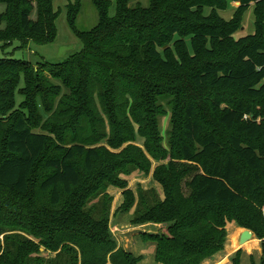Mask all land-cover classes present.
I'll return each mask as SVG.
<instances>
[{"label":"trees","instance_id":"1","mask_svg":"<svg viewBox=\"0 0 264 264\" xmlns=\"http://www.w3.org/2000/svg\"><path fill=\"white\" fill-rule=\"evenodd\" d=\"M90 2L99 17L91 30L75 28L77 14L68 17L83 48L55 66L66 94L40 133L32 130L39 127L37 99L51 113L59 91L27 61L0 59V264H138L139 258L117 248L108 230L107 189L125 190L122 175H147L150 159L168 160L152 175L163 199L152 190L140 192L129 207L141 209L134 224H169L163 232L140 234L154 246L155 262L203 264L223 249L225 225L234 221L260 241L264 264V235L240 216L262 169L254 143L264 130L258 113L242 102L221 110L222 101L213 99L210 119L231 133L229 156L221 157L218 131L180 91L185 78V90L229 87L247 99L264 98V0H147L146 6L115 0L113 17L109 0ZM230 2L235 12L225 21L218 12ZM250 6L253 34L237 41L229 59H219L217 44L242 28ZM0 8V25L9 23L15 8L22 33H42L39 0H0ZM48 24L52 29L51 19ZM185 57L202 62L188 72ZM47 93L50 102L44 101ZM163 102L181 118L167 149L158 131ZM135 132L145 152L131 144ZM261 204L264 220V197ZM239 227L228 229L234 246ZM40 246L55 255L42 257ZM245 247L259 250V244ZM236 256L232 264H239Z\"/></svg>","mask_w":264,"mask_h":264},{"label":"rangeland","instance_id":"2","mask_svg":"<svg viewBox=\"0 0 264 264\" xmlns=\"http://www.w3.org/2000/svg\"><path fill=\"white\" fill-rule=\"evenodd\" d=\"M39 0L41 8V18L43 31L40 35H29L24 34L20 31L17 21L15 8H12L11 17L8 24L0 25V30L5 33L0 34V59L2 58H13V59H22L27 61L33 70L39 72L40 77H44L49 81V85L53 86L59 91L57 99L54 101V107L51 113H46L45 110L40 106V99H37L38 107V128L32 129L35 133H40V127L43 122L48 120L50 116L54 113L59 99L66 94L65 88L59 80L54 77L57 70L56 67L59 63H62L67 58L72 55L79 53L83 46L81 41L76 37L74 32L71 30L68 17H72L77 14L74 20L75 28L80 31L86 32L95 27L98 23L99 17L95 8L92 6L90 0ZM113 5L110 10L109 15L113 17L115 15L114 10V1L109 0ZM141 2L144 6L147 5V0H136ZM232 3H229L228 9L220 11L219 15L223 20L229 21L232 18L233 10L231 8ZM1 9V8H0ZM51 12V13H50ZM51 19V27L49 26V20ZM253 13L251 10L245 11L243 15L242 28L238 30L231 38L224 39L217 44V53L219 59H229L232 53L235 51L237 41L247 35L253 34ZM20 40V42H18ZM13 41V42H12ZM181 49V47H180ZM184 55L185 52L181 50ZM186 53L188 56L193 55L191 50H187ZM202 60H197L195 62L187 60L185 57L186 71L193 70ZM183 88L181 92L183 99H191L198 108L199 114L203 115V121L208 123L211 126V129H216L218 135L220 136L223 149L221 150V157L229 156V140L228 137L231 135L230 132L217 127L215 123L210 119V103L213 99H218L222 101L220 105L221 110H225L226 103H236L242 102L246 105H250L252 108L256 109L258 113L257 120L263 124L264 127V98L262 100L256 99H247L243 97L240 92L233 88H211L209 86H202L200 88H188L185 90L187 81L185 78L182 79ZM21 86V85H20ZM185 86V87H184ZM51 90V89H50ZM50 90L48 93H50ZM45 94L44 101H51L52 96ZM16 103L18 104L22 99L19 94H16L15 97ZM180 103V100H177L175 104ZM162 104V113L158 117V131L162 137V146L167 149L169 142V134L173 131V135L180 130L179 123L181 121L180 114L177 111L172 110V106L166 105V102ZM40 121V122H39ZM175 123V125L172 124ZM138 128L135 127V130ZM136 140L132 145L144 150V139L138 136V133L135 132ZM257 154L262 161V169L258 174L259 183L257 185L256 192L251 196L243 200L245 203V208L240 212V216L243 221H248L252 228L256 232L264 235V220L262 218V204L261 201L264 197V130L263 133L254 141ZM128 144L123 145L119 152L123 150ZM104 146V145H101ZM146 154V153H145ZM147 155V154H146ZM148 156V155H147ZM150 159V157L148 156ZM151 161V170L145 175L140 171H134L130 175L121 176V180L125 181L126 187L125 190H121L115 187H109L107 189V196L111 198L110 212L108 218V230L112 235L118 248L123 249L124 251L130 252L134 257L139 258L138 264H158L153 261V259L145 260L144 256L146 251L141 248L145 244L142 242L140 234L143 232H163L169 224L153 223V222H139L134 224V215L141 209H135L129 207L132 203V199L137 198V193H144L145 191L152 190L158 197L163 199L164 193L160 185H158L152 175L154 169L159 165H166L168 160L156 162L152 159ZM115 188V189H114ZM32 190V189H31ZM129 191L131 194L126 196L122 195V192ZM131 197V198H130ZM40 198L45 201L47 199L46 195H41ZM137 200V199H136ZM150 204V199L147 201V205ZM230 227H239L236 222L229 221L226 223L224 231L226 233V246L225 250L215 255L212 259L203 264H232V260L236 258V254L239 252V264H259L262 256V251L260 248V241L258 240L259 250L253 251L250 247L238 248L239 233L244 230H249L244 227L238 230L235 236V246L232 241L228 238ZM135 230V231H133ZM252 232L251 230H249ZM139 232L135 235L134 233ZM253 239H256L255 234L252 232ZM135 235V236H134ZM35 243L40 245L39 240L35 239ZM151 245V244H149ZM0 246H3V235H0ZM149 247V246H148ZM152 247V246H151ZM236 247V248H235ZM153 248V247H152ZM237 251V252H236ZM39 254L44 258H51L55 254L44 246L38 248ZM126 252V251H125ZM129 253V252H127ZM231 259V262H230ZM110 264V263H108Z\"/></svg>","mask_w":264,"mask_h":264},{"label":"crops","instance_id":"3","mask_svg":"<svg viewBox=\"0 0 264 264\" xmlns=\"http://www.w3.org/2000/svg\"><path fill=\"white\" fill-rule=\"evenodd\" d=\"M232 9H234L233 10V14H234V12H235V4L233 5L232 4V7H231ZM253 9H254V7L253 6H250L249 8H248V10H251L252 11V13H253ZM247 10V11H248ZM220 12H218V14H219ZM220 16V15H219ZM233 16V15H232ZM221 17V16H220ZM222 18V17H221ZM242 22H243V20H242ZM253 29H252V32H254V16H253ZM115 189V188H114ZM133 231H135V230H133ZM142 233H151V234H155L156 232H152V231H149V232H143L142 231ZM135 235H137V234H139V232H136V233H134ZM134 235V236H135ZM258 240V239H257ZM144 243V242H143ZM143 246L141 247V248H146V249H143V250H145L146 251V253L144 254H141L140 256H144V259L145 260H148L149 258L150 259H153V261H155L154 260V256H155V254H154V246L153 245H149V243H145V244H142ZM149 246V247H148ZM153 248H152V247ZM225 246H226V242H225V244H224V247H223V249L221 250V251H219V252H217L215 255H218L219 253H221L222 251H224L225 250ZM118 248V247H117ZM261 248V247H260ZM126 252H132V251H127V250H125ZM237 252V251H236ZM214 255V256H215ZM214 256H212L210 259H212ZM210 259H208V260H210ZM208 260H206L205 262H207ZM204 262V263H205ZM230 262H231V259H230ZM243 264V263H242Z\"/></svg>","mask_w":264,"mask_h":264},{"label":"water","instance_id":"4","mask_svg":"<svg viewBox=\"0 0 264 264\" xmlns=\"http://www.w3.org/2000/svg\"><path fill=\"white\" fill-rule=\"evenodd\" d=\"M253 236L252 232H250L249 230H244L239 238V245L244 244L246 241H248L249 239H251Z\"/></svg>","mask_w":264,"mask_h":264},{"label":"bare ground","instance_id":"5","mask_svg":"<svg viewBox=\"0 0 264 264\" xmlns=\"http://www.w3.org/2000/svg\"><path fill=\"white\" fill-rule=\"evenodd\" d=\"M241 233L242 232H240L239 233V236L241 235ZM239 242V241H238ZM259 242H258V240L257 239H253V238H251V239H249L248 241H246L244 244H242V245H239V243H238V247L239 248H243V247H245V246H253V247H255V246H257V244H258Z\"/></svg>","mask_w":264,"mask_h":264}]
</instances>
